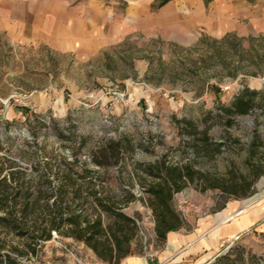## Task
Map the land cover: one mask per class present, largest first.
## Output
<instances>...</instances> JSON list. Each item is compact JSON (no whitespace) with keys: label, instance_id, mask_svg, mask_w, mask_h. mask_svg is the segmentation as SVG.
<instances>
[{"label":"rangeland","instance_id":"rangeland-1","mask_svg":"<svg viewBox=\"0 0 264 264\" xmlns=\"http://www.w3.org/2000/svg\"><path fill=\"white\" fill-rule=\"evenodd\" d=\"M116 1L124 8L138 0ZM159 1H151V12L168 4L157 8ZM213 1H170L181 17L204 7L211 18L206 25L196 22L187 32L165 22L156 35L133 28L91 58L0 36V155L34 176L33 164L44 161L75 163L79 174L92 171L101 179L98 196L137 224L125 259L264 264V26L234 17L233 10L210 8ZM256 1L236 0L247 8ZM239 96L252 98L253 108L226 116ZM109 141L124 146L120 163L105 172L92 157ZM160 161L191 166L194 176L173 198L184 222L175 242L157 237L147 203L146 189L161 174L154 168ZM221 215L232 216L204 235ZM239 219L250 226L226 236L224 228ZM199 236L184 250L186 241ZM20 261L107 264L83 242L63 236Z\"/></svg>","mask_w":264,"mask_h":264},{"label":"trees","instance_id":"trees-1","mask_svg":"<svg viewBox=\"0 0 264 264\" xmlns=\"http://www.w3.org/2000/svg\"><path fill=\"white\" fill-rule=\"evenodd\" d=\"M170 1L160 0L157 8ZM253 106L252 98L239 96L224 113L244 115ZM231 124L228 120V125ZM123 146L121 141L107 142L93 152L92 162L106 172L110 166L120 163ZM33 165L35 176L0 155V264H23L20 258L37 256L43 243L57 236L83 242L107 264H121L130 255L137 224L98 196L99 178L87 169L82 172L87 176L79 174L75 163L57 165L44 161ZM154 168L161 174L146 189L147 203L156 219L157 237L166 240L169 233L184 228L181 216L173 207V198L194 176L188 165L169 166L160 161ZM148 173L154 175L151 171Z\"/></svg>","mask_w":264,"mask_h":264},{"label":"crops","instance_id":"crops-1","mask_svg":"<svg viewBox=\"0 0 264 264\" xmlns=\"http://www.w3.org/2000/svg\"><path fill=\"white\" fill-rule=\"evenodd\" d=\"M151 1L138 0L123 8L124 4L116 0H0V36L13 44L43 45L57 53H77L91 58L131 35L133 28L139 27L156 35L157 28L167 22L171 27H184L190 32L196 22L206 25L211 19L204 7H199L195 13L188 9L187 16L181 17L180 10L170 6L171 2L151 12ZM248 4L247 8L236 0H217L210 8L227 13L233 10L234 17L247 16L250 24L264 26V0ZM172 35L170 39H175ZM219 225L208 228L204 235ZM249 226L247 220L239 219L225 227L223 232L234 238ZM175 234L169 233L168 240L175 242L178 238ZM201 237L183 240L188 242L184 250ZM122 264L151 263L145 258L133 257L125 259Z\"/></svg>","mask_w":264,"mask_h":264},{"label":"bare ground","instance_id":"bare-ground-1","mask_svg":"<svg viewBox=\"0 0 264 264\" xmlns=\"http://www.w3.org/2000/svg\"><path fill=\"white\" fill-rule=\"evenodd\" d=\"M231 216H232V215H226V216L221 215V216L219 217V224H223V223L226 222L229 218H231ZM219 224H218V225H219Z\"/></svg>","mask_w":264,"mask_h":264},{"label":"built area","instance_id":"built-area-1","mask_svg":"<svg viewBox=\"0 0 264 264\" xmlns=\"http://www.w3.org/2000/svg\"><path fill=\"white\" fill-rule=\"evenodd\" d=\"M49 264V263H48Z\"/></svg>","mask_w":264,"mask_h":264}]
</instances>
